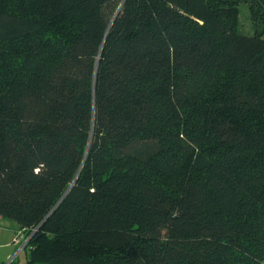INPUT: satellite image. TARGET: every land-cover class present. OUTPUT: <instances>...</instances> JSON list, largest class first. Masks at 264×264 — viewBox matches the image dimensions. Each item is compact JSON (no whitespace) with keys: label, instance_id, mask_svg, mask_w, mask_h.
Here are the masks:
<instances>
[{"label":"trees","instance_id":"16d2710c","mask_svg":"<svg viewBox=\"0 0 264 264\" xmlns=\"http://www.w3.org/2000/svg\"><path fill=\"white\" fill-rule=\"evenodd\" d=\"M240 1L0 0L23 264H264V0L250 35Z\"/></svg>","mask_w":264,"mask_h":264},{"label":"rangeland","instance_id":"374dc122","mask_svg":"<svg viewBox=\"0 0 264 264\" xmlns=\"http://www.w3.org/2000/svg\"><path fill=\"white\" fill-rule=\"evenodd\" d=\"M237 6L238 32L250 35L261 31L262 25L255 20L257 15L251 8L250 0L240 1ZM3 223H0V264H23L28 259L30 248H24L25 238L21 234L18 236V225L15 221L12 220L8 224L10 226Z\"/></svg>","mask_w":264,"mask_h":264},{"label":"crops","instance_id":"0c3cea01","mask_svg":"<svg viewBox=\"0 0 264 264\" xmlns=\"http://www.w3.org/2000/svg\"><path fill=\"white\" fill-rule=\"evenodd\" d=\"M3 222H6L7 226H10V225H8V224H11L12 220L5 219V218L0 217V223L2 224ZM3 224H4V223H3Z\"/></svg>","mask_w":264,"mask_h":264},{"label":"built area","instance_id":"2783aa9c","mask_svg":"<svg viewBox=\"0 0 264 264\" xmlns=\"http://www.w3.org/2000/svg\"><path fill=\"white\" fill-rule=\"evenodd\" d=\"M19 234H20V232H18V236H20ZM21 235H22V234H21ZM22 236H23V235H22ZM23 238H24V236H23ZM25 241H26V238H25Z\"/></svg>","mask_w":264,"mask_h":264}]
</instances>
